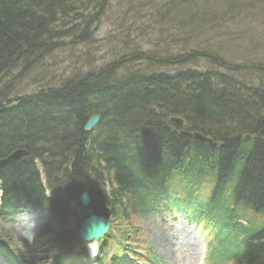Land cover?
<instances>
[{"label": "trees", "instance_id": "1", "mask_svg": "<svg viewBox=\"0 0 264 264\" xmlns=\"http://www.w3.org/2000/svg\"><path fill=\"white\" fill-rule=\"evenodd\" d=\"M108 3L0 0V159L16 148L27 150L26 159L0 167L4 197L17 203L34 197L38 160L51 183L53 212L61 217L70 213L73 201L79 203L82 190L92 198L87 212L130 221L144 199L140 183L167 194L170 184L201 189L209 180L217 193L206 200L207 213L218 205L227 213L233 205L236 212L242 206L264 213V63L252 60L264 43L247 46L242 38L238 46L230 39L228 47V40L216 41L212 48L200 46L195 54L170 61L188 65L195 57L206 58L230 69L224 77L219 69L202 73L195 68L174 73L125 68L119 73L126 59L152 58L135 51L13 99L16 83L39 71L54 51L93 39ZM148 10L152 17L150 3ZM248 10L253 15L245 16ZM157 16L164 30L173 25L197 38L199 33L221 34L225 20L238 17L237 24H246L264 17V0H174ZM253 72L262 74L255 87L247 77ZM96 114L99 123L87 131V121ZM173 115L184 118L185 125L171 123ZM195 131L218 145L197 139ZM187 193L195 194L190 188ZM236 264H264V241L244 251Z\"/></svg>", "mask_w": 264, "mask_h": 264}, {"label": "rangeland", "instance_id": "2", "mask_svg": "<svg viewBox=\"0 0 264 264\" xmlns=\"http://www.w3.org/2000/svg\"><path fill=\"white\" fill-rule=\"evenodd\" d=\"M171 1L174 0H109L108 5L103 11L100 25L96 29V34L94 35L93 33V39L79 45H72L69 42L65 43L44 59L39 71L37 69L36 73L33 72L24 78L21 77L22 79L15 85L13 96L27 92H35L34 90L40 87L43 88V86L57 85L63 78L98 68L99 65H108L111 61L119 60L125 55H132L135 51H145L147 52L145 55L151 56L152 58L147 57V59L138 61H126V59L120 64L123 65V67L117 69L119 73L125 68H132L133 70H142V72L150 73L152 71H169L174 73L181 69L195 68V70L202 73H205L207 70L219 69L218 72L221 73L220 75L226 76L228 72L232 73L230 69L219 67L218 64H214L206 58L195 57L196 59L194 58L188 65L170 64L172 63L170 61L173 60L175 62L176 60L173 58L184 53L192 54L193 52V54H195L194 50L199 49L200 46L202 49L212 48V45H214L216 41L224 43L228 40V44L226 45L228 47H231L230 39L234 41L232 42L233 44L238 46H240V39L242 40V38H244L247 46L256 43H264V17H260L259 19L252 18L246 24H237V22H239L238 17L228 21L225 20L221 27L218 26L219 28L223 27L221 34L205 32L204 34L199 33L200 36L197 38L189 35L187 36L189 31L183 30L181 27H174L173 25H165V28H168L164 30V28L159 26L160 22L157 15L158 12L160 13V9L163 8V5ZM149 3L152 6V17L148 15L150 9L147 12L144 11V8H147ZM251 14L252 11L248 10L247 14L244 15L248 17ZM155 16L157 17L156 19ZM234 23H236V25H234ZM150 25L153 27H150ZM166 30L171 33L173 37L175 35L174 38L176 41L166 35ZM241 30H244L243 33H241ZM248 30H254L256 34H251L252 31L248 32ZM257 31L260 32L257 33ZM246 38L249 40L246 41ZM249 42L251 43L249 44ZM261 45L264 46V44ZM256 53L258 55L252 57V60L264 63V47L260 48ZM170 54L173 55V57ZM161 55L167 56L162 57ZM142 56L143 55H137L138 58ZM90 64H92V66ZM221 70L225 72H221ZM261 76L262 74L258 72L247 75L249 83L254 85V87L259 83ZM3 78L4 74H2L1 79ZM185 185L188 186L187 184ZM81 213L80 211L77 212L75 215L70 216L65 222H53V232L57 234L63 232L62 239H68V243H70V241H76L79 248L85 246L77 236V230L81 223ZM50 221L51 219L48 218V222ZM137 222L139 223L138 227L140 225L141 229L147 235V238L151 240V243L149 241L148 243H156L157 240L154 241L153 239L158 236V230L161 229L159 228V222L150 217H145L141 220L139 218ZM154 230L157 234L153 235ZM53 232L49 237L53 236ZM121 233L119 226L115 224L112 235L115 238H119ZM185 235H191V232L187 230ZM192 241L191 239L189 243H192ZM197 243L199 247L197 253H200L201 243ZM3 244H8V248L12 251L13 255L18 253H24L26 256L31 255L29 254L28 247L25 246L26 238H24V235L19 231H15V229L12 228V224L0 219V246H3ZM169 244L172 251L174 249L175 256V250L178 249V246L175 245L174 242L171 244L170 241ZM47 245L51 246V249L46 257H43L44 255L42 254L37 256L39 254L38 252L33 254L32 260L37 261V264H53L51 259H53V254L57 253L56 244L51 242ZM190 247V245L187 246V248ZM172 251L168 252V254L173 255ZM178 255L177 251L176 256ZM0 261L3 264V261Z\"/></svg>", "mask_w": 264, "mask_h": 264}, {"label": "water", "instance_id": "3", "mask_svg": "<svg viewBox=\"0 0 264 264\" xmlns=\"http://www.w3.org/2000/svg\"><path fill=\"white\" fill-rule=\"evenodd\" d=\"M98 120H99V116H95V117L91 118L90 121L86 125V129H90L96 122H98ZM172 120L176 121L178 124H182L181 119L172 118ZM194 136L199 140L213 143V141L211 139L202 135L201 133L195 132ZM18 152L23 153L24 151H21V152L18 151ZM18 152L12 153L11 156H9L5 160L1 161V163L2 162H8V161L15 159L17 157ZM81 200L84 204H88L89 200H90L88 193H84L82 195ZM108 228H109V219L107 216L93 215V216L86 218L84 220L79 232H80V236L82 238L90 239L94 236L103 235L107 231Z\"/></svg>", "mask_w": 264, "mask_h": 264}, {"label": "bare ground", "instance_id": "4", "mask_svg": "<svg viewBox=\"0 0 264 264\" xmlns=\"http://www.w3.org/2000/svg\"><path fill=\"white\" fill-rule=\"evenodd\" d=\"M221 72H225V71H224V70H221ZM212 75L215 76L216 74H215V73H212ZM211 145H218V144H216V143H212ZM167 245H169L168 242H167ZM160 247H161V246H160ZM161 250L164 251V250L162 249V247H161Z\"/></svg>", "mask_w": 264, "mask_h": 264}, {"label": "clouds", "instance_id": "5", "mask_svg": "<svg viewBox=\"0 0 264 264\" xmlns=\"http://www.w3.org/2000/svg\"><path fill=\"white\" fill-rule=\"evenodd\" d=\"M89 247L91 248V244H89ZM92 254L95 255V252L93 251Z\"/></svg>", "mask_w": 264, "mask_h": 264}]
</instances>
